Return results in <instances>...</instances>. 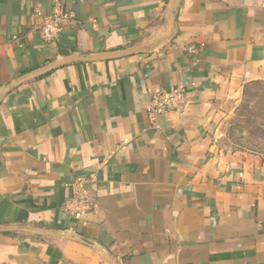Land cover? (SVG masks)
Returning <instances> with one entry per match:
<instances>
[{
  "label": "crops",
  "instance_id": "0c3cea01",
  "mask_svg": "<svg viewBox=\"0 0 264 264\" xmlns=\"http://www.w3.org/2000/svg\"><path fill=\"white\" fill-rule=\"evenodd\" d=\"M55 1L0 0V86L74 53L144 51L73 60L2 98L0 225L16 228L0 230V264H264V157L223 140L264 81V0H181L172 35V0H60L74 17L46 43ZM180 86L184 113L149 115L154 89ZM79 179L93 208L75 221Z\"/></svg>",
  "mask_w": 264,
  "mask_h": 264
},
{
  "label": "built area",
  "instance_id": "2783aa9c",
  "mask_svg": "<svg viewBox=\"0 0 264 264\" xmlns=\"http://www.w3.org/2000/svg\"><path fill=\"white\" fill-rule=\"evenodd\" d=\"M73 17V12L67 9L62 1L56 0L52 13L45 16L43 22L38 27L41 38L46 43H57L60 40L65 25ZM11 39L16 41L20 47H23L25 44L22 36L19 34L12 35ZM187 50L189 52H195L196 48L191 45L187 47ZM188 103L189 92L184 86L172 89H154L150 96L148 112L153 118L158 115H168L172 112L182 114ZM71 186L72 191L64 203V210L73 220L77 221L89 213L93 205L88 197L85 181L79 179L71 184Z\"/></svg>",
  "mask_w": 264,
  "mask_h": 264
},
{
  "label": "rangeland",
  "instance_id": "374dc122",
  "mask_svg": "<svg viewBox=\"0 0 264 264\" xmlns=\"http://www.w3.org/2000/svg\"><path fill=\"white\" fill-rule=\"evenodd\" d=\"M224 144L233 150L264 157V81L247 87L235 115L224 128Z\"/></svg>",
  "mask_w": 264,
  "mask_h": 264
},
{
  "label": "water",
  "instance_id": "95a60500",
  "mask_svg": "<svg viewBox=\"0 0 264 264\" xmlns=\"http://www.w3.org/2000/svg\"><path fill=\"white\" fill-rule=\"evenodd\" d=\"M181 0H172L170 3V35H172L175 31V16H176V9L180 5ZM138 51H144L143 48H136V47H130L128 49L124 50H118L114 52H109V53H92V54H86V55H80L78 53L70 54L67 56L60 57L49 64L39 67L37 69H34L32 71L26 72L17 78L13 79L7 84L1 85L0 86V101L2 98L13 88L21 85L25 81H28L30 79H33L35 77L42 76L43 74L51 71L54 68H57L61 65H64L70 61L73 60H97V59H106V58H111V57H118L126 54H131L135 53ZM16 228L15 226H3L0 225V230H5V229H14ZM31 231L36 232V233H42V234H50V235H57V236H63V237H68L71 239L78 240L80 242L94 245L97 247V243L90 241L86 239L85 237H82L81 235L77 234L75 231H70V230H45V229H38V228H30Z\"/></svg>",
  "mask_w": 264,
  "mask_h": 264
},
{
  "label": "trees",
  "instance_id": "16d2710c",
  "mask_svg": "<svg viewBox=\"0 0 264 264\" xmlns=\"http://www.w3.org/2000/svg\"><path fill=\"white\" fill-rule=\"evenodd\" d=\"M246 90H247V88H246ZM246 90H245V92H246Z\"/></svg>",
  "mask_w": 264,
  "mask_h": 264
}]
</instances>
